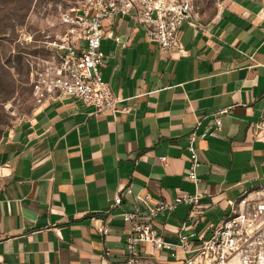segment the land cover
I'll return each instance as SVG.
<instances>
[{
    "label": "crops",
    "instance_id": "1",
    "mask_svg": "<svg viewBox=\"0 0 264 264\" xmlns=\"http://www.w3.org/2000/svg\"><path fill=\"white\" fill-rule=\"evenodd\" d=\"M212 5H196L169 51L130 16L103 20L101 74L120 100L116 111L52 98L2 136L1 262L121 263L123 210L145 212L198 191L201 207L180 205L152 221L167 241L178 243L185 231L197 247L228 213V200L264 184V140L254 128L264 109V0ZM215 116L218 135L195 143L196 185L187 175L189 137ZM140 252L146 264H185L179 247L145 244Z\"/></svg>",
    "mask_w": 264,
    "mask_h": 264
},
{
    "label": "built area",
    "instance_id": "2",
    "mask_svg": "<svg viewBox=\"0 0 264 264\" xmlns=\"http://www.w3.org/2000/svg\"><path fill=\"white\" fill-rule=\"evenodd\" d=\"M86 9L64 13L66 26L59 40L53 44L56 51L31 72L36 102L41 106L52 98L69 96L79 99L83 105L92 106L96 113L115 112L119 98L110 83L103 81L101 69L106 54L101 49L105 33L103 20L116 15H127L142 26L149 42L160 51L179 47L178 33L182 23L190 18L195 7L193 0H90ZM93 12V14H91ZM110 36H112L110 34ZM114 37V36H112ZM121 42L119 37H114ZM126 45V42H123ZM264 104V94L262 97ZM222 122L218 116L201 134L192 133L188 150L190 165L188 178L199 183L197 167L199 154L196 141L217 136ZM254 128L264 140V109ZM166 161L167 157H159ZM203 194L180 193L173 201L160 200L145 212L123 210V220L128 223L124 260L115 264H146L141 259V247L150 244L154 250L172 251L181 248L186 255L185 264H264V184L244 190L235 199L228 200V213L217 223L207 239L193 247L190 235L179 234V242L167 241L152 221L173 212L180 205L192 209L201 207ZM149 201V195H145ZM122 198L115 197L114 206L120 207ZM146 216V220L140 217ZM175 256V253L171 252ZM0 264H6L0 261ZM18 264V263H13Z\"/></svg>",
    "mask_w": 264,
    "mask_h": 264
},
{
    "label": "rangeland",
    "instance_id": "3",
    "mask_svg": "<svg viewBox=\"0 0 264 264\" xmlns=\"http://www.w3.org/2000/svg\"><path fill=\"white\" fill-rule=\"evenodd\" d=\"M90 0H0V140L38 106L31 72L56 51L64 13L86 9ZM216 0H193L208 4ZM4 171H0V187Z\"/></svg>",
    "mask_w": 264,
    "mask_h": 264
}]
</instances>
